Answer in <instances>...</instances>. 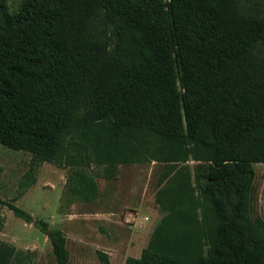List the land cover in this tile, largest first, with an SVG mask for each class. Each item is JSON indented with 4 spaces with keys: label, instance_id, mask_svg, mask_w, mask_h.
I'll use <instances>...</instances> for the list:
<instances>
[{
    "label": "trees",
    "instance_id": "16d2710c",
    "mask_svg": "<svg viewBox=\"0 0 264 264\" xmlns=\"http://www.w3.org/2000/svg\"><path fill=\"white\" fill-rule=\"evenodd\" d=\"M0 144L32 155L20 195L44 163L84 202L122 165H163V216L125 264H264V0H0ZM1 202L69 264L62 229ZM31 260L0 239V264Z\"/></svg>",
    "mask_w": 264,
    "mask_h": 264
},
{
    "label": "rangeland",
    "instance_id": "374dc122",
    "mask_svg": "<svg viewBox=\"0 0 264 264\" xmlns=\"http://www.w3.org/2000/svg\"><path fill=\"white\" fill-rule=\"evenodd\" d=\"M21 0H9L16 10ZM32 155L0 144V199L10 201L62 229L71 253L69 264H101L98 252L112 264H125L127 257H140L163 213L155 202L163 165L157 163L120 166L117 178L97 177L100 195L94 202L73 198L67 186L70 168L44 163L37 182L20 195ZM255 215L264 218V163L255 164ZM0 201V239L29 253L31 264H57L49 236L35 223L14 215ZM148 218V220H147Z\"/></svg>",
    "mask_w": 264,
    "mask_h": 264
},
{
    "label": "built area",
    "instance_id": "2783aa9c",
    "mask_svg": "<svg viewBox=\"0 0 264 264\" xmlns=\"http://www.w3.org/2000/svg\"><path fill=\"white\" fill-rule=\"evenodd\" d=\"M147 220H148V218H147Z\"/></svg>",
    "mask_w": 264,
    "mask_h": 264
}]
</instances>
